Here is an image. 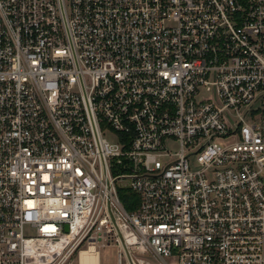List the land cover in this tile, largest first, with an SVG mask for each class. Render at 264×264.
<instances>
[{
	"label": "built area",
	"instance_id": "1",
	"mask_svg": "<svg viewBox=\"0 0 264 264\" xmlns=\"http://www.w3.org/2000/svg\"><path fill=\"white\" fill-rule=\"evenodd\" d=\"M96 244L264 264V0H0V264Z\"/></svg>",
	"mask_w": 264,
	"mask_h": 264
},
{
	"label": "rangeland",
	"instance_id": "2",
	"mask_svg": "<svg viewBox=\"0 0 264 264\" xmlns=\"http://www.w3.org/2000/svg\"><path fill=\"white\" fill-rule=\"evenodd\" d=\"M105 137L108 140L110 146H114V147L116 146L115 136L112 133L110 132L106 133ZM171 148L175 149L176 146L172 145ZM82 248H84V246ZM95 248L100 256V264H115L116 253H117V249L115 247L102 248L100 244H96ZM147 259H149L152 264H159L157 261L151 259L150 257H147ZM69 264H76V258H73Z\"/></svg>",
	"mask_w": 264,
	"mask_h": 264
},
{
	"label": "trees",
	"instance_id": "3",
	"mask_svg": "<svg viewBox=\"0 0 264 264\" xmlns=\"http://www.w3.org/2000/svg\"><path fill=\"white\" fill-rule=\"evenodd\" d=\"M117 194L123 208L127 212L133 211L137 204V198L135 194L125 188H119L117 190Z\"/></svg>",
	"mask_w": 264,
	"mask_h": 264
},
{
	"label": "bare ground",
	"instance_id": "4",
	"mask_svg": "<svg viewBox=\"0 0 264 264\" xmlns=\"http://www.w3.org/2000/svg\"><path fill=\"white\" fill-rule=\"evenodd\" d=\"M77 264H100L99 253L91 246L89 250L80 252Z\"/></svg>",
	"mask_w": 264,
	"mask_h": 264
}]
</instances>
